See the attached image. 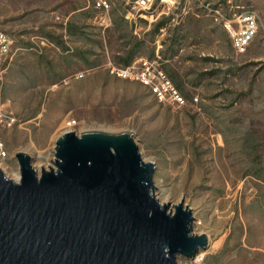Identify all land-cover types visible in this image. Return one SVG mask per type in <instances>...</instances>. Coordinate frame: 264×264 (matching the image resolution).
Segmentation results:
<instances>
[{"label": "rangeland", "instance_id": "374dc122", "mask_svg": "<svg viewBox=\"0 0 264 264\" xmlns=\"http://www.w3.org/2000/svg\"><path fill=\"white\" fill-rule=\"evenodd\" d=\"M223 2L217 14L213 0H177L153 21L127 22L117 3L104 14L93 0H0V28L14 39L0 65V111L16 119L1 133L4 174L18 181L17 151L38 175L54 167L67 131H132L155 163V197L171 210L183 197L192 233L208 236L198 259L177 263L264 264V0ZM231 6L259 16L242 54L222 26ZM131 52L130 63L157 60L185 104L111 74L108 63L125 66Z\"/></svg>", "mask_w": 264, "mask_h": 264}, {"label": "water", "instance_id": "95a60500", "mask_svg": "<svg viewBox=\"0 0 264 264\" xmlns=\"http://www.w3.org/2000/svg\"><path fill=\"white\" fill-rule=\"evenodd\" d=\"M133 135L67 131L39 175L17 151L18 181L0 168V264H178L206 249L183 197L173 210L155 197Z\"/></svg>", "mask_w": 264, "mask_h": 264}, {"label": "built area", "instance_id": "2783aa9c", "mask_svg": "<svg viewBox=\"0 0 264 264\" xmlns=\"http://www.w3.org/2000/svg\"><path fill=\"white\" fill-rule=\"evenodd\" d=\"M189 1V0H187ZM217 3L214 13L219 14L223 7V0H213ZM230 0H227L229 3ZM117 3L121 7L120 15L127 22L136 20L153 21L161 15L164 10L174 8L177 0H93L94 8L108 14L113 4ZM209 5L206 2L205 6ZM232 15L223 18L222 26L229 34L232 45L236 53H245L253 39L258 33L259 16L251 6H231ZM13 37L0 28V65L6 61L11 53ZM107 68L110 73L123 80L138 82L146 87L151 95L161 103H169L177 106L185 104L186 100L170 77L161 68L157 60L140 58L126 66H116L108 63ZM83 72L77 73L76 78H82ZM15 117L12 113H2L0 111V148L2 155L1 133L2 130L10 128L15 124ZM198 254L195 260L198 259ZM200 258H202L200 256Z\"/></svg>", "mask_w": 264, "mask_h": 264}, {"label": "trees", "instance_id": "16d2710c", "mask_svg": "<svg viewBox=\"0 0 264 264\" xmlns=\"http://www.w3.org/2000/svg\"><path fill=\"white\" fill-rule=\"evenodd\" d=\"M132 56H133V53L131 52V53L126 57V59L123 60V63H124L125 66L130 64L131 59H132Z\"/></svg>", "mask_w": 264, "mask_h": 264}]
</instances>
